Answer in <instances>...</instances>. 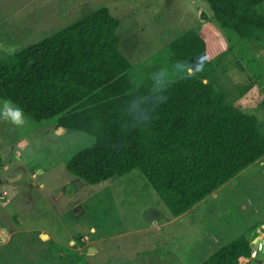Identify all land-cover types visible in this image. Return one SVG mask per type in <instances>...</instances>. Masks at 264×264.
Instances as JSON below:
<instances>
[{
    "label": "rangeland",
    "instance_id": "1",
    "mask_svg": "<svg viewBox=\"0 0 264 264\" xmlns=\"http://www.w3.org/2000/svg\"><path fill=\"white\" fill-rule=\"evenodd\" d=\"M102 5L122 20L121 45L133 61L135 87L183 75L170 42L204 22L203 12L215 18L206 0H0V57ZM221 33L226 46L211 79L229 102L256 114L264 130V48L230 28ZM5 102L0 98V109ZM23 114L20 126L0 119V264H154L153 255H179L221 236L218 248L186 263L200 264L242 234L251 242L264 236V158L184 217L159 224L175 215L141 169L87 182L67 162L95 137L66 128L58 117L36 122Z\"/></svg>",
    "mask_w": 264,
    "mask_h": 264
},
{
    "label": "trees",
    "instance_id": "2",
    "mask_svg": "<svg viewBox=\"0 0 264 264\" xmlns=\"http://www.w3.org/2000/svg\"><path fill=\"white\" fill-rule=\"evenodd\" d=\"M206 1L215 18L203 12L204 22L169 44L178 62L200 60L203 70L187 68L195 75L135 87L122 20L102 5L0 57V98L36 122L58 117L95 137L67 162L78 177L99 183L139 168L179 216L264 156L258 116L229 102L211 79L226 46L221 28L264 48V0ZM255 251L242 234L200 264H242Z\"/></svg>",
    "mask_w": 264,
    "mask_h": 264
},
{
    "label": "crops",
    "instance_id": "3",
    "mask_svg": "<svg viewBox=\"0 0 264 264\" xmlns=\"http://www.w3.org/2000/svg\"><path fill=\"white\" fill-rule=\"evenodd\" d=\"M262 158H264V156ZM258 161L259 160L255 161L254 163H252L248 167H250L252 165L254 166ZM192 208H190V209H192ZM189 210H187L186 212H184L183 214H181L179 216H175V217L173 216L172 218L171 217H168V216H165L166 217V220L163 221V222H159V224H165L164 222H167V221H169L168 223H171V222L175 221L177 218L184 217V215ZM153 224H155V223L154 222L151 223L152 227H153ZM260 231H262V230H260ZM250 233H252V232L250 231L249 234ZM214 236H211L210 235V237L206 238L205 241L202 244L198 241V245L197 244L194 245V247H192V249H191V247L188 250L182 249V251H180V254L179 255L178 254L177 255H169L168 253H162L161 252V254L151 256V258L153 259V261L155 263H156V259L159 260V262H157L156 264H159L160 262H162L164 264H169V263H172V264H186V263H189L190 261L191 262H194L196 259L201 258L202 251L205 248H208V247L218 248L219 247V244H221V242H222L221 236H219V237L216 236V235H214ZM247 236L249 237V235H247Z\"/></svg>",
    "mask_w": 264,
    "mask_h": 264
},
{
    "label": "clouds",
    "instance_id": "4",
    "mask_svg": "<svg viewBox=\"0 0 264 264\" xmlns=\"http://www.w3.org/2000/svg\"><path fill=\"white\" fill-rule=\"evenodd\" d=\"M195 67L199 70H203V65L198 59L194 65H188L185 62H178L176 65L177 70L182 74L195 75V73H187L188 67ZM165 73L161 72L160 77H164ZM162 82V81H161ZM0 119L10 121L12 124L20 126L24 124L23 110L19 107L13 106L10 102H5L3 108L0 109Z\"/></svg>",
    "mask_w": 264,
    "mask_h": 264
},
{
    "label": "water",
    "instance_id": "5",
    "mask_svg": "<svg viewBox=\"0 0 264 264\" xmlns=\"http://www.w3.org/2000/svg\"><path fill=\"white\" fill-rule=\"evenodd\" d=\"M190 70H193V69L190 68ZM251 244H252L253 248L255 250H257L256 259L264 258V236L258 237L255 241H252ZM245 260H246V257L243 258L241 263L243 264Z\"/></svg>",
    "mask_w": 264,
    "mask_h": 264
},
{
    "label": "flooded vegetation",
    "instance_id": "6",
    "mask_svg": "<svg viewBox=\"0 0 264 264\" xmlns=\"http://www.w3.org/2000/svg\"><path fill=\"white\" fill-rule=\"evenodd\" d=\"M255 260V261H254ZM258 259H256V252L253 256H247L244 264H255Z\"/></svg>",
    "mask_w": 264,
    "mask_h": 264
}]
</instances>
